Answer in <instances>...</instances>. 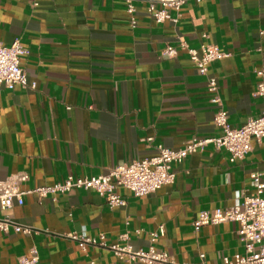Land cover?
I'll return each instance as SVG.
<instances>
[{
    "label": "crops",
    "instance_id": "obj_1",
    "mask_svg": "<svg viewBox=\"0 0 264 264\" xmlns=\"http://www.w3.org/2000/svg\"><path fill=\"white\" fill-rule=\"evenodd\" d=\"M132 3L135 27L127 0H0V43L20 41L21 66L36 84L0 91V181L25 171L22 187L32 189L69 175L97 176L152 156L157 145L177 149L194 136L220 135L207 76L185 50L162 55L181 40L227 54L209 64L208 75L217 79L232 127L264 112V94H256L264 81L256 73L264 68V0H188L176 23L157 22L147 0ZM173 169V184L144 196L117 187L125 205L113 208L93 189L25 194L1 214L33 232L0 231V264H19L31 248L39 264H118L128 254L102 245L82 250L69 234L103 235L108 246L138 250L160 226L155 246L178 264H222L242 253L234 222L198 230L193 222L202 211L230 207L237 192H254L251 173L264 170V137L252 140L243 159L230 162L228 152L208 145Z\"/></svg>",
    "mask_w": 264,
    "mask_h": 264
},
{
    "label": "built area",
    "instance_id": "obj_2",
    "mask_svg": "<svg viewBox=\"0 0 264 264\" xmlns=\"http://www.w3.org/2000/svg\"><path fill=\"white\" fill-rule=\"evenodd\" d=\"M188 0H147L148 13L157 22L171 20L176 23L180 16L182 5ZM201 1V0H196ZM127 12L130 15L132 27L137 20L132 0H127ZM179 50H185L194 64L197 72L207 76V89L212 93L210 102L215 104L217 110L213 116L214 127L222 133L214 137H192L177 149L162 145L156 146V153L150 157L133 160L111 168L108 173L92 177L67 176L62 182L53 185H42L32 189H24L23 183L29 178L25 171L17 172L4 181H0V231L31 234L32 226L14 221L1 211L12 207L15 203L21 205L27 193L37 197L49 194L67 193L72 188L93 189L103 197L106 204L114 206L125 205V199L117 193V187L127 189L133 196L139 197L157 191L161 186L173 184L175 180L174 164L182 162L190 154L201 151L208 145L215 149H224L229 154L230 162L240 160L252 148V140L264 137V112L257 117H251L241 125L232 127L228 122V114L221 107L219 84L214 76L208 75L209 64L224 58L226 53L217 45L205 43L199 49L189 47L186 42L179 41L178 46L166 45L162 50L164 57H175ZM26 49L19 40H14L9 46L0 43V91L3 87L13 88L18 85L22 88L35 89V82H30L25 70L21 66V58ZM264 78V68L256 72ZM256 94H264V81L261 80L256 88ZM152 138H148L151 141ZM254 192L243 195L237 192L230 207L217 208L212 211H202L194 220L195 230L207 224H220L231 221L236 224V233L243 246V252L232 257H224L222 264H264V170L251 173ZM164 234L163 226L149 233V246L146 249L131 250L117 244L107 245L104 236H85L69 234L78 246L85 250L89 245H102L111 249L117 256L123 253L128 257L118 264H178L169 254L155 246L159 236ZM126 234L122 235V238ZM204 258V254H200ZM19 264H39V255L36 248L19 258ZM205 264V263H201Z\"/></svg>",
    "mask_w": 264,
    "mask_h": 264
}]
</instances>
